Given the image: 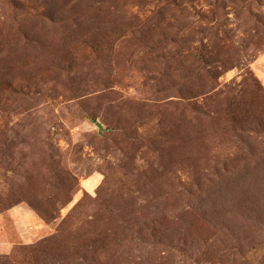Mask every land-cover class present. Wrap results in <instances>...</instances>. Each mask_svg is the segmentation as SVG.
<instances>
[{"label":"rangeland","instance_id":"1","mask_svg":"<svg viewBox=\"0 0 264 264\" xmlns=\"http://www.w3.org/2000/svg\"><path fill=\"white\" fill-rule=\"evenodd\" d=\"M0 264H264V0H0Z\"/></svg>","mask_w":264,"mask_h":264},{"label":"water","instance_id":"2","mask_svg":"<svg viewBox=\"0 0 264 264\" xmlns=\"http://www.w3.org/2000/svg\"><path fill=\"white\" fill-rule=\"evenodd\" d=\"M98 127L101 129V126L98 124Z\"/></svg>","mask_w":264,"mask_h":264}]
</instances>
